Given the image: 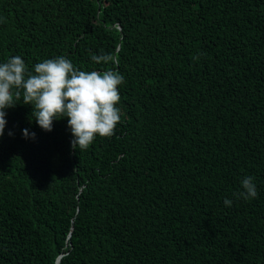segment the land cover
Returning a JSON list of instances; mask_svg holds the SVG:
<instances>
[{"label":"trees","instance_id":"16d2710c","mask_svg":"<svg viewBox=\"0 0 264 264\" xmlns=\"http://www.w3.org/2000/svg\"><path fill=\"white\" fill-rule=\"evenodd\" d=\"M12 55L119 72L122 116L79 150L16 97L0 264H264V0H0ZM245 175L256 198L233 195Z\"/></svg>","mask_w":264,"mask_h":264},{"label":"clouds","instance_id":"9594fccd","mask_svg":"<svg viewBox=\"0 0 264 264\" xmlns=\"http://www.w3.org/2000/svg\"><path fill=\"white\" fill-rule=\"evenodd\" d=\"M90 59L95 63L117 62L110 54L94 52ZM123 81V75L114 70H81L64 55L43 59L31 69L22 56H9L0 61V136L5 132L7 109L15 106L16 97L22 92L23 103L33 106L32 116L43 130L51 131L54 120L66 117L72 146L87 149L97 135H113L120 122L118 86ZM22 131L25 138L36 136L27 128ZM239 183L240 189L234 196L243 199L258 196L254 176L245 175ZM232 203L231 198H224L225 206Z\"/></svg>","mask_w":264,"mask_h":264},{"label":"water","instance_id":"95a60500","mask_svg":"<svg viewBox=\"0 0 264 264\" xmlns=\"http://www.w3.org/2000/svg\"><path fill=\"white\" fill-rule=\"evenodd\" d=\"M58 261H59V257H58V259L56 260V264L58 263Z\"/></svg>","mask_w":264,"mask_h":264}]
</instances>
